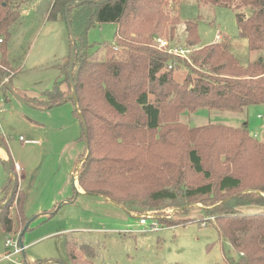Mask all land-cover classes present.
Here are the masks:
<instances>
[{"label": "trees", "instance_id": "16d2710c", "mask_svg": "<svg viewBox=\"0 0 264 264\" xmlns=\"http://www.w3.org/2000/svg\"><path fill=\"white\" fill-rule=\"evenodd\" d=\"M24 1L0 0V37L4 42L0 46L9 42L13 26L22 18L19 4ZM74 1L82 2L66 10ZM183 1L107 0L97 4L92 0H52L49 17L60 16L67 23L68 15L76 34L73 80L88 151L78 170L79 186L130 214L160 208L165 202L188 214L194 209L188 205L201 198L207 206L203 223H212L220 239H227L236 252V256L227 257L228 263L264 264V210H242L252 205L264 207V139L252 136L247 123L188 127L179 122L181 115L200 108L224 113L264 104V61L257 58L243 65L226 40L198 47V22L182 18ZM201 1L233 7L239 35L248 39L250 51L264 50V0ZM108 22L117 25L114 41L90 51L89 29ZM181 24L186 27L187 45L197 47L189 60L169 53L157 41L175 40ZM182 64L190 73L178 83L174 72ZM69 66L70 61L62 68L63 75L44 92V99L26 100L47 107L68 97L73 90ZM0 73L12 81L14 69L6 48ZM0 89L7 100L8 86L0 81ZM148 132L157 135L151 138ZM179 149L186 152L188 171H179L173 161ZM206 155L223 165L224 173L217 180ZM9 162L15 172L13 160ZM190 174L202 176L205 182L190 185ZM1 190L6 195L12 193L10 201H14L19 193L18 178L13 187L9 174ZM10 207L0 208L7 233L14 229ZM26 224L20 237L29 228L25 229ZM102 246L84 235L66 240L73 264H97Z\"/></svg>", "mask_w": 264, "mask_h": 264}, {"label": "rangeland", "instance_id": "374dc122", "mask_svg": "<svg viewBox=\"0 0 264 264\" xmlns=\"http://www.w3.org/2000/svg\"><path fill=\"white\" fill-rule=\"evenodd\" d=\"M51 6L52 0L20 3L22 18L13 26L9 42L0 46V59L6 48L7 60L14 69L13 89L25 99H44V92L52 87L71 59L68 25L60 16L49 17ZM236 14L233 7L201 0H184L181 5L182 18L198 22L201 39L198 47L226 40L243 65L257 58L264 61V50L250 51L248 39L239 35ZM184 26H178L176 39L170 45L189 46ZM116 29L117 25L111 22L92 26L87 33V42L92 46L89 50L112 43ZM190 48L193 55L197 47ZM189 73V68L182 64L174 72L175 81L182 83ZM5 92L7 100L0 89V136L5 140L0 146V159L5 154L13 158L20 190L14 201L0 190V201L12 205L10 212L14 219L13 232H5L0 209V264H73L66 240L75 237L79 240L82 235L102 243L97 264H229L227 257L236 256L231 243L220 239L216 227L203 223L207 206L201 198L198 203L188 205L194 208L188 214L165 202L160 208L132 215L104 197L85 193L79 186L78 174L83 155L88 151L75 102L38 107L9 89ZM214 111L200 108L181 115L179 122L188 127L210 123L238 127L247 123L252 136L264 139V104L250 105L237 114H214ZM156 135L148 132L151 138ZM178 153L173 161L179 171H188L185 150L179 149ZM207 161L214 165L213 179L217 180L224 173L223 165L211 155H206ZM8 175L0 160V176L6 181ZM203 182L202 176L190 174V185ZM242 210L258 212L264 207L252 205ZM142 215L154 216L161 229L154 231L141 225ZM24 217L30 222L22 236L25 247L14 255L11 254L14 247L6 245V238L11 235L19 242L26 224Z\"/></svg>", "mask_w": 264, "mask_h": 264}, {"label": "water", "instance_id": "95a60500", "mask_svg": "<svg viewBox=\"0 0 264 264\" xmlns=\"http://www.w3.org/2000/svg\"><path fill=\"white\" fill-rule=\"evenodd\" d=\"M93 2L97 3V4H100V3H104L106 2L107 0H92ZM82 1H74V2H71L68 4V6L66 7V10L69 9L70 6L72 5H77L79 3H81ZM67 25H68V28H69V32H70V37H71V43H72V48H71V59H70V66H69V69H68V74L71 78V82H72V87H73V90L71 92V94L64 98L60 103L54 105V106H57V105H61L63 103H65L67 100H74L75 101V104H76V107L78 108L77 106V91H76V86H75V83H74V80H73V69H74V65H75V61H76V34H75V31H74V28L71 24V19L69 18V16L67 15ZM0 80L6 84L8 86V89L14 94L16 95L18 98H22L24 100H26L25 98H23L20 94H18L14 89H13V85L11 84V82L6 79L1 73H0ZM27 101V100H26ZM48 108L52 107V106H47ZM3 144V141L2 139L0 138V146ZM84 159H82L81 163H83ZM3 164L5 165V168L7 170V172L11 175V177L13 178V187H15L16 185V181H17V177L15 176V172L13 171L12 169V165L11 163L9 162V160H2ZM81 166V165H80ZM80 168V167H79ZM73 180L75 182V177H73ZM76 190L78 191V188L75 186ZM12 193L10 194V197H11ZM10 197L8 198V200L10 199ZM7 204V201L4 202V203H0V208L1 207H4L5 205ZM30 225V222H28L26 224V228H28ZM19 242H20V245L22 247H25L22 243V237L19 238Z\"/></svg>", "mask_w": 264, "mask_h": 264}, {"label": "built area", "instance_id": "2783aa9c", "mask_svg": "<svg viewBox=\"0 0 264 264\" xmlns=\"http://www.w3.org/2000/svg\"><path fill=\"white\" fill-rule=\"evenodd\" d=\"M219 37H220V35H217V38H219ZM157 41H158L160 47L165 49V50H168L169 53L175 54L176 56H180V57H183V58L188 59V60L191 58L192 54H190V53H192V50H191L190 46L175 47L174 45H170V42L168 40H165L162 38H158ZM2 42H3V38L0 37V44ZM194 50H195V48L193 49V52H194ZM170 67H172V65H170ZM17 173H19V172L17 171ZM140 224L143 226H146L147 229H149V230L158 231L161 229L159 222L157 220H154V216H152V215H149V216L148 215H142L140 217ZM6 245L14 247V250L11 252V254H14V255L20 254L24 250V247H22L19 242L15 241V239L11 235H9L6 238Z\"/></svg>", "mask_w": 264, "mask_h": 264}, {"label": "crops", "instance_id": "0c3cea01", "mask_svg": "<svg viewBox=\"0 0 264 264\" xmlns=\"http://www.w3.org/2000/svg\"><path fill=\"white\" fill-rule=\"evenodd\" d=\"M185 27V26H184ZM186 28V27H185ZM185 28L183 29V31L185 32ZM218 41V40H217ZM213 42H215V41H213ZM61 72H62V70H61ZM63 74V73H62ZM62 74L61 75H58L57 76V78L58 77H61L62 76ZM7 98H8V96H7ZM67 101H69V100H67ZM66 101V102H67ZM65 102V103H66ZM58 106V105H57ZM53 107V106H52ZM245 108H247V107H245ZM244 108V109H245ZM240 112H242V111H240ZM240 112H229V111H227V112H224V113H220V112H215L214 111V114H228V113H230V114H237V113H240ZM211 113V112H210ZM261 117H262V115H261ZM239 127V126H238ZM9 159H13L10 155H7V154H5L4 156H1V161L2 160H9ZM18 162V161H17ZM14 164H15V168L17 167V165H16V163L14 162ZM18 165H19V162L17 163ZM4 183H5V179L3 178V176H0V190L2 189V187H3V185H4ZM79 187V186H78ZM19 188H20V184H19ZM20 190V189H19ZM1 193V192H0ZM2 197H0V199H1ZM3 201H0V203H2Z\"/></svg>", "mask_w": 264, "mask_h": 264}]
</instances>
